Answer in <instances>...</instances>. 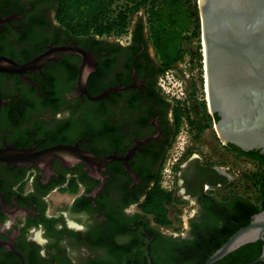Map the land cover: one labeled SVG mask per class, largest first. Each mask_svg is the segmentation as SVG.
Instances as JSON below:
<instances>
[{
    "label": "flooded vegetation",
    "instance_id": "obj_1",
    "mask_svg": "<svg viewBox=\"0 0 264 264\" xmlns=\"http://www.w3.org/2000/svg\"><path fill=\"white\" fill-rule=\"evenodd\" d=\"M130 18L120 34L76 35L56 0H0V57L25 64L48 54L29 71L0 70V149H50L48 159L0 161V228L13 221L0 230V264H200L216 221L208 197L253 186L264 166L218 135L202 29L203 59L189 48L168 66L147 8ZM211 128L219 149L209 147ZM159 186L174 196L168 224L148 211ZM62 211L87 213V231H58ZM41 224L44 257L27 238Z\"/></svg>",
    "mask_w": 264,
    "mask_h": 264
},
{
    "label": "water",
    "instance_id": "obj_2",
    "mask_svg": "<svg viewBox=\"0 0 264 264\" xmlns=\"http://www.w3.org/2000/svg\"><path fill=\"white\" fill-rule=\"evenodd\" d=\"M206 69L208 106L219 119L215 126L224 142L242 150L264 153V0H198ZM48 54L25 64L0 57V70L29 71ZM88 71L82 70L84 86ZM96 99L97 97H92ZM3 100L0 95V110ZM50 158V149H0V161L18 163ZM261 240L260 257L244 264L264 262V210L240 227L204 264H213L241 246Z\"/></svg>",
    "mask_w": 264,
    "mask_h": 264
},
{
    "label": "trees",
    "instance_id": "obj_3",
    "mask_svg": "<svg viewBox=\"0 0 264 264\" xmlns=\"http://www.w3.org/2000/svg\"><path fill=\"white\" fill-rule=\"evenodd\" d=\"M56 7L60 23L76 35L120 34L129 27L133 14L147 8L152 37L168 66L184 58L189 51L186 47L188 39L199 41L198 59H203L201 20L197 5L190 0H56ZM242 152L264 165V154L259 150ZM252 187L256 191L255 198L238 193L224 197L222 201L208 197L213 201L209 213L215 215L216 221L206 225V257L200 264H204L240 227L249 224L254 214L264 210V166L253 177ZM173 199V194L160 186L150 195L148 211L156 215L159 223H169L166 204ZM262 251L263 242L258 240L241 246L213 264H244L260 257Z\"/></svg>",
    "mask_w": 264,
    "mask_h": 264
},
{
    "label": "clouds",
    "instance_id": "obj_4",
    "mask_svg": "<svg viewBox=\"0 0 264 264\" xmlns=\"http://www.w3.org/2000/svg\"><path fill=\"white\" fill-rule=\"evenodd\" d=\"M66 159L71 163L72 159L68 158L66 156ZM47 215V214H46ZM61 216L64 218V224H57L56 229L58 231H62L63 228L66 226L69 230L73 231H79V232H86L88 229V223H89V217L88 214L85 212H81L77 215V217L74 219L72 218L71 214L68 211H62L57 213L56 219H59ZM49 219H52L53 217H48ZM13 226V221L11 219H8L4 222L2 225V228L0 230H8L11 231ZM45 228L43 224L39 226H33L29 229L28 233V239L31 242L36 243L38 246H40V255L44 257L46 255V248L45 246L49 243V239L45 235Z\"/></svg>",
    "mask_w": 264,
    "mask_h": 264
},
{
    "label": "rangeland",
    "instance_id": "obj_5",
    "mask_svg": "<svg viewBox=\"0 0 264 264\" xmlns=\"http://www.w3.org/2000/svg\"><path fill=\"white\" fill-rule=\"evenodd\" d=\"M190 1L192 2V4L194 6L197 5L198 11H199L198 0H190ZM199 16H200V12H199ZM198 43H199V41L197 39H188L187 42H186V47L191 48V50H192L193 48H196V47L198 48ZM208 136L210 138V146L209 147L211 149L212 148L219 149V143L216 142V141H213V137H214L213 136V128H211L210 132L208 131ZM240 170L242 172H245V169L244 168H241ZM171 180H173V178L168 180L169 183L172 182ZM225 193H226L225 197H228V196H230L231 194H234V193L244 194V195H247V196H250V197H253V198L256 197L255 188L254 187H251L246 182L240 183L235 188H233L231 191H227L226 190ZM221 194H223V193H221Z\"/></svg>",
    "mask_w": 264,
    "mask_h": 264
},
{
    "label": "built area",
    "instance_id": "obj_6",
    "mask_svg": "<svg viewBox=\"0 0 264 264\" xmlns=\"http://www.w3.org/2000/svg\"><path fill=\"white\" fill-rule=\"evenodd\" d=\"M252 187V186H251Z\"/></svg>",
    "mask_w": 264,
    "mask_h": 264
}]
</instances>
